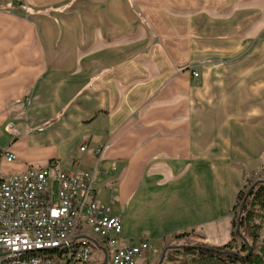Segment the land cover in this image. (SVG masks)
Masks as SVG:
<instances>
[{
    "label": "crops",
    "instance_id": "0c3cea01",
    "mask_svg": "<svg viewBox=\"0 0 264 264\" xmlns=\"http://www.w3.org/2000/svg\"><path fill=\"white\" fill-rule=\"evenodd\" d=\"M4 149V171H95L124 240L154 245L138 264L187 231L230 242L264 177V0H0Z\"/></svg>",
    "mask_w": 264,
    "mask_h": 264
},
{
    "label": "built area",
    "instance_id": "2783aa9c",
    "mask_svg": "<svg viewBox=\"0 0 264 264\" xmlns=\"http://www.w3.org/2000/svg\"><path fill=\"white\" fill-rule=\"evenodd\" d=\"M6 129L15 133L12 123ZM15 158L0 151V264H138L154 250L148 239L124 240L112 204L96 196L95 171L63 170L54 161L4 171L2 161Z\"/></svg>",
    "mask_w": 264,
    "mask_h": 264
},
{
    "label": "trees",
    "instance_id": "16d2710c",
    "mask_svg": "<svg viewBox=\"0 0 264 264\" xmlns=\"http://www.w3.org/2000/svg\"><path fill=\"white\" fill-rule=\"evenodd\" d=\"M233 239L224 245L196 242L166 246L155 264H264V178L248 179L233 209ZM240 244H235L236 238Z\"/></svg>",
    "mask_w": 264,
    "mask_h": 264
},
{
    "label": "rangeland",
    "instance_id": "374dc122",
    "mask_svg": "<svg viewBox=\"0 0 264 264\" xmlns=\"http://www.w3.org/2000/svg\"><path fill=\"white\" fill-rule=\"evenodd\" d=\"M258 178H264V177H256V176L248 175L247 180L248 179L254 180V179H258ZM196 242H203L201 236L199 234H197L195 231H187L185 233L173 235L169 239V241L166 243V245L176 246V245L196 243ZM168 263H169L168 261L165 262V264H168Z\"/></svg>",
    "mask_w": 264,
    "mask_h": 264
}]
</instances>
